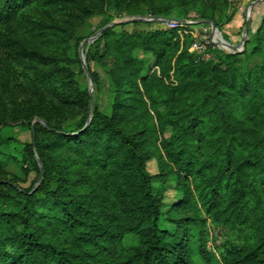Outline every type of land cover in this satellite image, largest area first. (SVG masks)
<instances>
[{"label": "trees", "instance_id": "trees-1", "mask_svg": "<svg viewBox=\"0 0 264 264\" xmlns=\"http://www.w3.org/2000/svg\"><path fill=\"white\" fill-rule=\"evenodd\" d=\"M19 1L0 0V23H11ZM24 20L19 24L30 37L45 40L54 55L43 57L21 44L22 53L42 65L60 58L73 32L38 18ZM255 36L264 60V2ZM102 39L103 56L113 60L106 71L111 89L108 114L94 111L88 125L72 135L55 132L50 115L41 108L37 86L27 94L33 100L29 107L8 115L0 111V121L12 116L28 127L34 118L47 124L29 127L43 169L37 189L43 199L16 189L0 175V264H264V109L256 104L261 100L264 107V65L241 69L237 56L228 55L224 69L212 64L201 75L196 67L184 72L181 68L189 65L177 63L174 71L188 77L165 87V101H160L150 93L156 91L154 77L143 72L144 61L133 52L150 50L159 60L167 38L121 37L108 29L94 45ZM69 60L68 72V65L79 64L77 53ZM218 71L224 75L223 85L217 81ZM76 90L74 99L88 110L87 91ZM145 96L153 108H169L155 114L158 123L171 126V139L162 144L164 156ZM68 100L61 96L62 104ZM246 129L255 131L253 138L244 137ZM39 132L45 139H39ZM0 156L26 163L27 158L33 160V147L0 135ZM151 158L158 160L159 177L166 174L167 162L173 164L184 193L173 209L174 227L169 231L161 228L163 204L153 193L145 167ZM200 210L214 225L234 231L240 243L226 242L216 258L200 237L196 242L202 261L197 263L191 256L190 230L205 222Z\"/></svg>", "mask_w": 264, "mask_h": 264}, {"label": "rangeland", "instance_id": "rangeland-1", "mask_svg": "<svg viewBox=\"0 0 264 264\" xmlns=\"http://www.w3.org/2000/svg\"><path fill=\"white\" fill-rule=\"evenodd\" d=\"M263 2L264 0H35L33 4H24L19 1L21 7L11 23H0V111L4 110L8 115L15 109L21 111L29 107L33 100L29 98L31 95L27 94L37 86L42 92L41 108L50 115L55 132L72 135L81 125L85 126L88 120L90 122L94 111L108 114L111 89L106 71L113 67V60L103 56L104 39L99 41L97 47L93 42L82 46L81 43L112 22L117 24L110 29L121 37L157 34L159 40L167 38L165 54L159 60H156L150 50L133 52L135 58L144 61L143 72L154 77L156 91L150 93L159 96L160 101H165V87L177 86L180 79L188 77L184 73L185 70L191 73L193 67H196V72L201 70V75L212 64L219 63L218 69H224L222 63L228 55L237 56L236 65L241 69L245 66L250 68L264 65L262 56L256 50L255 36L261 21ZM23 17L25 22L38 18L46 23H58L73 32V38L67 41L60 58L50 65H42L37 59H31L22 53L21 44L28 50L37 51L43 57L54 55L53 49L48 47L45 40L30 37L29 31L19 24ZM131 19L141 21H130ZM150 19L159 20L147 21ZM208 22L216 27L217 38L234 46V49L220 48L217 44L220 39L215 40ZM80 48L85 66L93 77L91 86L81 65ZM75 53L79 64L68 65V72L67 62ZM182 62L189 66L181 68L184 72L179 75L174 69L177 63ZM223 78L224 75L218 71L217 81L221 85ZM76 89L87 91L88 110L74 99ZM61 96L68 97V102L62 104ZM144 101L152 117L150 124L156 129L157 146L163 155L162 144L171 139V126L158 123L155 114L163 115L169 108L166 104L153 108L147 102L146 96ZM260 102L261 100L256 102L257 106L264 109ZM228 107L232 111L234 103L230 102ZM248 107L254 111L251 105ZM26 123L23 124L12 116L0 121V135L3 138L33 147V160L27 158L26 163H18L7 156H0V175L16 189L29 190L30 193H35L36 198L43 199L42 193L37 191L42 182L43 169L34 149V134L30 129L46 128L47 124L40 118H34L30 121L29 129ZM253 133L255 131L246 129L244 137L251 139ZM38 137L40 140L45 139L41 132ZM163 162L167 160L163 159ZM145 167L152 177L153 193L163 204L161 228L169 231L174 227L170 220V217L175 216L173 209L184 197L182 189L177 186L175 172L178 170L169 161L163 167L166 174L159 177L161 171L155 158L148 160ZM49 185L52 188V184ZM183 212L182 210L181 214ZM200 214L201 218L206 219L205 222L201 227L191 225L190 230L194 238L191 242V256L195 262L202 261L197 249L199 244L196 242L200 237L207 244V250L216 258L223 252L226 242L240 243L234 231L214 225L202 210Z\"/></svg>", "mask_w": 264, "mask_h": 264}, {"label": "water", "instance_id": "water-1", "mask_svg": "<svg viewBox=\"0 0 264 264\" xmlns=\"http://www.w3.org/2000/svg\"><path fill=\"white\" fill-rule=\"evenodd\" d=\"M259 0H257L258 2ZM159 19H150V20H147V21H157ZM130 21H141V19H131ZM165 21H174V22H179L178 20H165ZM129 22V21H128ZM211 26V30H212V34L217 37V29L216 27L211 23V22H208ZM117 23L115 22H112V23H109L107 25H105L104 27H102L101 29H99L98 31H96L93 35H91L89 38L85 39L82 41L81 43V46L85 43H91L93 42L95 39H97L104 31L110 29L111 27H113L114 25H116ZM220 39V38H219ZM220 47L222 48H226V49H234V46L222 41L220 39L219 43H217ZM79 56H80V59H81V65H82V68H83V71L87 77V80L89 82V86H91V78H90V74L85 66V63H84V58H83V55H82V51H81V48H80V51H79ZM91 93H92V90L90 89L89 91V95L91 96ZM89 120L87 121L86 125L84 127L87 126Z\"/></svg>", "mask_w": 264, "mask_h": 264}, {"label": "bare ground", "instance_id": "bare-ground-1", "mask_svg": "<svg viewBox=\"0 0 264 264\" xmlns=\"http://www.w3.org/2000/svg\"><path fill=\"white\" fill-rule=\"evenodd\" d=\"M215 37V36H214ZM215 40H219L217 37H215ZM223 41V40H222ZM218 43V42H217ZM216 44V43H215ZM221 48V47H220ZM223 50H225V49H223Z\"/></svg>", "mask_w": 264, "mask_h": 264}]
</instances>
